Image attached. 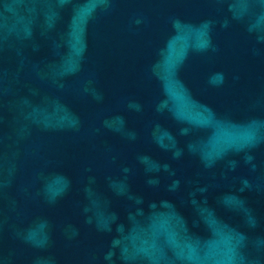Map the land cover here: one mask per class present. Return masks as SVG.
<instances>
[{"label": "water", "instance_id": "obj_1", "mask_svg": "<svg viewBox=\"0 0 264 264\" xmlns=\"http://www.w3.org/2000/svg\"><path fill=\"white\" fill-rule=\"evenodd\" d=\"M0 264H264V0H0Z\"/></svg>", "mask_w": 264, "mask_h": 264}]
</instances>
